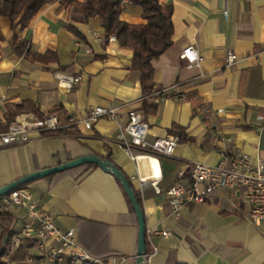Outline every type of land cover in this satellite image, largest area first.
I'll return each instance as SVG.
<instances>
[{"label":"crops","instance_id":"0c3cea01","mask_svg":"<svg viewBox=\"0 0 264 264\" xmlns=\"http://www.w3.org/2000/svg\"><path fill=\"white\" fill-rule=\"evenodd\" d=\"M157 1L171 6L173 34L171 46L152 61L153 83L175 96L162 99L157 112L146 118L145 142L151 145L169 136L172 124L184 127L189 140L178 143L171 157L130 159L119 139L128 111L141 105L140 74L130 69L133 51L116 41L105 43L97 18L83 22L56 2L16 30L19 40H29L31 51L55 52L56 63H32L13 54L11 24L0 17V125L4 105L23 101L35 103L42 113L61 106L76 119L87 117L93 107L118 108L116 117L98 121L91 130L77 125L75 133L67 135L30 132L25 144L0 149V187L83 156L109 155L139 196L146 264H264V228L247 219V207L236 195L215 192L209 202L187 206L179 217L164 197L175 182H189L191 163L219 162V136L264 164V0ZM141 14V8L130 3L121 8L120 18L144 24ZM69 23L86 43L67 29ZM93 31L102 34L100 42H94ZM186 46L198 52L199 65L189 66L180 58ZM227 52L236 56L230 66ZM57 74L78 77L79 83L72 90L63 88ZM173 85L180 87L181 100L170 89ZM191 99L200 100L194 114ZM84 169L56 173L24 189L42 211L53 215L57 228L73 230L78 246L91 256L108 264H135L138 223L130 202L112 175ZM25 213H12L16 230Z\"/></svg>","mask_w":264,"mask_h":264},{"label":"built area","instance_id":"2783aa9c","mask_svg":"<svg viewBox=\"0 0 264 264\" xmlns=\"http://www.w3.org/2000/svg\"><path fill=\"white\" fill-rule=\"evenodd\" d=\"M130 4V0H120L121 8ZM226 16V10L223 11ZM94 42L102 40V34L92 32ZM108 41H115L113 36ZM189 66L199 65L202 60L192 46L183 48L180 54ZM236 60L232 52L226 54V64L230 66ZM59 86L72 90L79 83L78 77L57 74ZM177 93L180 87L173 85ZM168 88L160 93L166 92ZM154 99L159 103L161 94ZM182 99V94L176 95ZM2 100H0L1 102ZM118 108L93 107L88 116L81 119L69 118V124L81 125L85 130H91L93 125L102 119H115ZM221 114L222 110H217ZM61 127L55 115L19 116L12 121L7 130L0 132V149L25 144L29 140V133L41 134L45 131L57 130ZM149 125L139 109L128 111V123L122 128L119 143L131 160L140 158H167L174 153L178 144L175 136L169 135L156 139L151 145L145 142ZM220 146L216 148L220 156L219 162L214 166L193 162L188 166L189 182H175L165 192L172 214L179 217L182 210L194 204L206 203L212 194L218 191H229L236 195L247 207V219L256 227L264 228V164L261 160L253 161L250 156L231 147V139L219 136ZM155 190L159 193L158 188ZM25 209V216L20 221L19 229L8 246L5 264H16L11 256L25 244L31 241L30 256L26 264H108L91 256L80 248L75 240L73 230H60L55 224L52 214L42 209L31 198L26 189H17L0 200V218L4 212L16 213ZM156 235L166 236L167 232H154ZM157 248L153 247L152 252Z\"/></svg>","mask_w":264,"mask_h":264},{"label":"trees","instance_id":"16d2710c","mask_svg":"<svg viewBox=\"0 0 264 264\" xmlns=\"http://www.w3.org/2000/svg\"><path fill=\"white\" fill-rule=\"evenodd\" d=\"M56 2H60L63 6L70 8L72 14L80 15L83 22L97 18L103 30L105 43L110 36H113L121 47L132 49L133 56L130 69L140 74V110L145 118L154 115L158 109V103H155L154 99L163 88L155 86L153 83L154 69L152 61L156 60L171 46V37L173 34L171 6L161 5L157 0H130L131 4L141 8V16L146 23L129 24L120 18V0H82L80 2L76 0H0V17L8 19L11 24L12 35L10 44L13 54L17 57L25 58L29 62L42 65L57 62V55L55 52L50 50L44 53L33 52L30 50L29 40H19L16 35V30L18 28H25L43 8ZM67 29L81 41L87 42L83 34L72 23L67 25ZM1 41H3V36L0 32V42ZM93 57L96 56L94 55ZM160 94L161 99L175 96L173 92H162ZM180 94L181 93H176V95ZM191 104L194 114V110L200 106V100L191 99ZM4 107V121L3 124L0 125V132L6 131L9 124L14 121L17 116L55 115L61 127L57 130L42 132V136H61L75 133L73 130L75 125L69 124L70 116L66 114L61 106L47 113L40 112L36 104L29 101H23L16 105L6 103ZM169 134L177 137L178 143H185L189 140L185 133V128L178 124H172L169 129ZM99 158L111 162L109 155L99 156ZM79 167H84L85 171L90 168H98L95 164H84ZM26 186L27 184L17 189H24ZM120 188L123 191L121 186ZM133 191L139 201L138 194L135 190ZM124 195L129 202L125 193ZM210 198L211 197H209V199ZM209 199L207 202L210 201ZM15 221L16 219L12 213L4 212L1 214L0 264H5L8 246L17 233ZM31 246V241L27 240L25 244L11 256V260L15 261L16 264H26L24 260L31 255L29 252ZM64 264H70L69 260H66Z\"/></svg>","mask_w":264,"mask_h":264},{"label":"water","instance_id":"95a60500","mask_svg":"<svg viewBox=\"0 0 264 264\" xmlns=\"http://www.w3.org/2000/svg\"><path fill=\"white\" fill-rule=\"evenodd\" d=\"M84 164H95L103 172L112 175L122 187L136 215L137 223H138L137 252L135 258V264H146V258H147L146 228H145L143 211L131 187V184L129 183L125 175L122 173V171L119 168H117L113 163L107 160H103L95 155H88L71 160L67 163L52 168H47V169L39 170L37 172H33L17 180H14L13 182L3 187H0V198L6 196L10 192L14 191L15 189L23 185L31 183L32 181L43 179L48 176L54 175L56 173L70 170Z\"/></svg>","mask_w":264,"mask_h":264},{"label":"bare ground","instance_id":"6f19581e","mask_svg":"<svg viewBox=\"0 0 264 264\" xmlns=\"http://www.w3.org/2000/svg\"><path fill=\"white\" fill-rule=\"evenodd\" d=\"M151 166H153L154 167V170H156L157 169V164H156V162L154 161L152 164H151Z\"/></svg>","mask_w":264,"mask_h":264},{"label":"rangeland","instance_id":"374dc122","mask_svg":"<svg viewBox=\"0 0 264 264\" xmlns=\"http://www.w3.org/2000/svg\"><path fill=\"white\" fill-rule=\"evenodd\" d=\"M18 226V225H17Z\"/></svg>","mask_w":264,"mask_h":264}]
</instances>
